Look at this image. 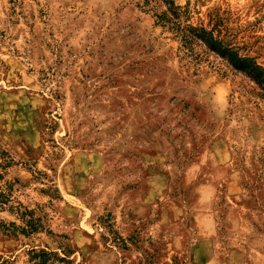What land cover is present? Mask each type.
<instances>
[{
	"label": "rangeland",
	"instance_id": "374dc122",
	"mask_svg": "<svg viewBox=\"0 0 264 264\" xmlns=\"http://www.w3.org/2000/svg\"><path fill=\"white\" fill-rule=\"evenodd\" d=\"M175 2L264 66V0ZM162 11L0 0V189L54 233L0 230V264H264V99Z\"/></svg>",
	"mask_w": 264,
	"mask_h": 264
},
{
	"label": "trees",
	"instance_id": "16d2710c",
	"mask_svg": "<svg viewBox=\"0 0 264 264\" xmlns=\"http://www.w3.org/2000/svg\"><path fill=\"white\" fill-rule=\"evenodd\" d=\"M155 1L163 11L156 13V23L162 27H168L169 30L175 31L180 38L184 48H191L194 44H199L209 53L220 57L235 74L241 73L250 83L253 84L257 91L256 96L264 99V66L258 63L257 58L247 54H242L241 49L227 40L217 27H207L203 24L193 25L188 23L187 11L175 0H145V5ZM185 22V24H183ZM0 210L8 211L15 215L17 221L6 222L0 220V230L9 237H18L20 235L30 236L42 231L48 234L54 233L46 229L43 217L36 215V211L25 207L22 203H14L9 193L0 189ZM66 239L68 237L65 236ZM72 251L67 246L61 254L56 251L46 249L30 250V260L33 264H75L70 259Z\"/></svg>",
	"mask_w": 264,
	"mask_h": 264
}]
</instances>
